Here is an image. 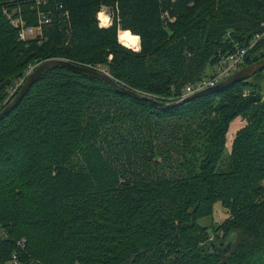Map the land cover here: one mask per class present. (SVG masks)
Listing matches in <instances>:
<instances>
[{
  "label": "trees",
  "instance_id": "16d2710c",
  "mask_svg": "<svg viewBox=\"0 0 264 264\" xmlns=\"http://www.w3.org/2000/svg\"><path fill=\"white\" fill-rule=\"evenodd\" d=\"M101 6L111 9L106 27ZM36 7L47 17L41 34L18 40L4 12L35 25ZM263 21L264 0H0V110L24 68L50 58L102 67L118 85L174 103ZM123 37H138V49ZM263 42L244 65L264 57L251 54ZM258 86L246 79L154 107L64 67L45 70L0 116V264H264ZM236 117L245 124L223 158ZM175 159V174L160 172ZM215 202L226 216L209 239L197 221Z\"/></svg>",
  "mask_w": 264,
  "mask_h": 264
},
{
  "label": "built area",
  "instance_id": "2783aa9c",
  "mask_svg": "<svg viewBox=\"0 0 264 264\" xmlns=\"http://www.w3.org/2000/svg\"><path fill=\"white\" fill-rule=\"evenodd\" d=\"M46 0H35V5L39 6L44 4ZM105 10V7L101 6L100 10ZM101 12V11H98ZM9 24L16 30V37L18 40H26L30 38H35L41 34L42 24L47 22L46 14L39 11L36 7L37 23L35 25H26L25 21L20 15L7 14ZM97 19V17H96ZM110 24L109 14L106 15L105 25H102L100 20L97 19V25L99 27H106ZM264 37V21L262 22V29L260 32L255 33L247 45L238 46L233 41H229L231 44V50L224 54H218L215 61L210 64L207 71L199 79L193 83L186 84L181 92V98L188 96L197 91L212 87L219 83L220 81L226 79L234 72L239 70L241 67L245 66L244 61L252 47ZM39 64V62L28 64L21 75L13 82L10 89L8 90V96H10L14 91L19 88L25 77ZM91 68V67H90ZM13 87V88H12ZM12 89V90H11ZM262 95L264 96V83L262 84ZM7 96V97H8ZM211 239V237H209ZM11 264H16L14 257H12Z\"/></svg>",
  "mask_w": 264,
  "mask_h": 264
},
{
  "label": "water",
  "instance_id": "95a60500",
  "mask_svg": "<svg viewBox=\"0 0 264 264\" xmlns=\"http://www.w3.org/2000/svg\"><path fill=\"white\" fill-rule=\"evenodd\" d=\"M54 66H59V67H64L72 72L91 77V78H96L99 80H102L106 82L109 86H111L114 90L121 92L123 94H127L136 98H141L144 100H147L150 104H152L154 107H166V106H171L180 102H184L186 100H189L191 98L203 95L205 93H209L212 91H217L219 89H222L234 82L246 80L253 75H255L257 72H259L261 69L264 68V57L256 60L255 62L245 65L241 67L239 70L234 72L232 75L227 77L226 79L220 81L216 85L197 91L195 93H192L174 103L171 104H165L159 101H156L155 99L144 96V95H139L133 91H130L120 85L117 84V82L110 76L108 75L105 71L101 70H96L94 68H88L85 66L81 65H76L72 64L64 59L60 58H51V59H46L41 62L25 77L19 88L17 89L16 93L13 95V97L7 102L5 106L0 110V116L7 112L18 100L19 98L23 95V93L28 89V87L39 77L45 70H47L50 67ZM230 244V241H226L224 247L227 248Z\"/></svg>",
  "mask_w": 264,
  "mask_h": 264
},
{
  "label": "rangeland",
  "instance_id": "374dc122",
  "mask_svg": "<svg viewBox=\"0 0 264 264\" xmlns=\"http://www.w3.org/2000/svg\"><path fill=\"white\" fill-rule=\"evenodd\" d=\"M98 11H101L105 16L107 15V13L109 14V19H110V14H111V9L110 8H107L105 7V10H99ZM97 11V13H99ZM96 17H97V14H96ZM97 20V19H96ZM99 20V19H98ZM111 22V20H110ZM260 51H264V42L261 44L260 47H258V49L251 53L253 55H256L255 53L257 52H260ZM251 58V56H250ZM51 59V58H50ZM96 70H101V71H104L102 69V67H99V66H95V67H92ZM208 68V67H207ZM255 77H250L248 78L247 80L250 81V82H253V83H256V85L258 84L259 86L262 85L264 83V68L261 69L259 72H257L255 75ZM258 86V87H259ZM13 88V87H12ZM12 90V89H11ZM261 96L262 95V90H261ZM1 106V105H0ZM245 124V121L243 118L241 117H236L235 119H233L230 124H229V128H228V131L226 133V137H225V151H224V156L223 158H225L229 151H230V144H231V140L233 139L234 135H235V132L238 131L243 125ZM75 161L77 162V166L80 168V169H83L85 167V164L83 163L82 159L79 157V154L75 156ZM178 160H174L172 163H170L168 165V163L161 169V173H164L166 176H171L173 174H175V172L177 170H179L177 167V163ZM226 216V212L225 210L221 207L220 203L219 202H215L212 206V213L210 216L208 217H203V218H200L197 223L201 226H204V227H207L208 231H209V237H212L214 234H213V231L211 230L214 229L216 227V225L221 222L223 220V218ZM221 232H218V235L220 234Z\"/></svg>",
  "mask_w": 264,
  "mask_h": 264
},
{
  "label": "bare ground",
  "instance_id": "6f19581e",
  "mask_svg": "<svg viewBox=\"0 0 264 264\" xmlns=\"http://www.w3.org/2000/svg\"><path fill=\"white\" fill-rule=\"evenodd\" d=\"M97 19L100 20L102 25H105L106 16L102 12L97 13ZM120 42L128 45L134 50L138 49V37H133V38L123 37V38H120Z\"/></svg>",
  "mask_w": 264,
  "mask_h": 264
},
{
  "label": "crops",
  "instance_id": "0c3cea01",
  "mask_svg": "<svg viewBox=\"0 0 264 264\" xmlns=\"http://www.w3.org/2000/svg\"><path fill=\"white\" fill-rule=\"evenodd\" d=\"M229 128V127H228ZM228 131V130H227ZM227 133V132H226ZM225 137H226V135H225Z\"/></svg>",
  "mask_w": 264,
  "mask_h": 264
}]
</instances>
